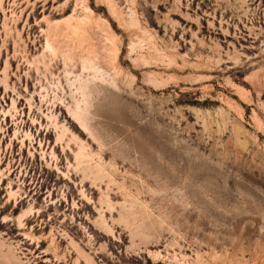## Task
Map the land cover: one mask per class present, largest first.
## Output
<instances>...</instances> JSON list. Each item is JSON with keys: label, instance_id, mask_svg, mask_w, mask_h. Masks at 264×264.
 <instances>
[{"label": "rangeland", "instance_id": "rangeland-1", "mask_svg": "<svg viewBox=\"0 0 264 264\" xmlns=\"http://www.w3.org/2000/svg\"><path fill=\"white\" fill-rule=\"evenodd\" d=\"M0 264H264V0H0Z\"/></svg>", "mask_w": 264, "mask_h": 264}]
</instances>
